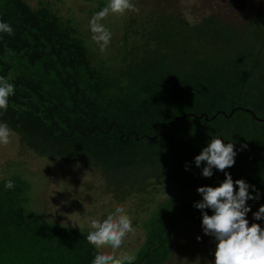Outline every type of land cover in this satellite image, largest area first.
<instances>
[{"label": "trees", "instance_id": "1", "mask_svg": "<svg viewBox=\"0 0 264 264\" xmlns=\"http://www.w3.org/2000/svg\"><path fill=\"white\" fill-rule=\"evenodd\" d=\"M0 22L14 31L0 33V77L15 86L0 123L16 133L12 140L21 148L99 171L120 200L152 184L218 187L227 172L254 186L250 195L259 194L246 202V215L264 206L262 16L242 38L213 16L201 24L172 14L154 18L142 51L133 46L136 55L117 70L95 62L78 27L45 6L0 0ZM125 29L124 43L131 32ZM125 54L126 47L122 63ZM214 136L234 143L235 162L205 178L206 162L197 167L194 158ZM24 178L0 180V264H91L96 250L88 232L46 219ZM8 180L13 189H5ZM184 194L158 202L132 264H161L175 228L202 226L201 210Z\"/></svg>", "mask_w": 264, "mask_h": 264}, {"label": "rangeland", "instance_id": "2", "mask_svg": "<svg viewBox=\"0 0 264 264\" xmlns=\"http://www.w3.org/2000/svg\"><path fill=\"white\" fill-rule=\"evenodd\" d=\"M25 1L33 8L45 6L63 22L69 21L71 25L78 27L80 37L87 42L90 49L94 50L92 57L95 62L102 61L104 66L112 70L123 68L126 62L136 55L133 54V46L140 47L135 52L142 51L143 34L149 29L150 22L154 18L162 17L163 19L172 14L178 16L183 22L201 24L204 17L213 16L219 18L222 23L234 27L241 38L251 26L253 27L252 23L256 18L260 16L264 18V0H132L139 8L138 13L128 11L124 15L109 14L102 21L111 31L112 38L107 48L101 51L92 41V33L89 30V21L99 9L97 0ZM107 2L108 0H102V8ZM156 22L154 21L153 24ZM129 26L131 32L127 42L124 43L123 32ZM124 47H126V60L122 63L120 56L121 49ZM13 174L29 178L34 191L35 207L46 219L73 229L88 232L90 218L103 219L113 212L117 205L124 207L126 213L132 218L135 231L127 235L122 250L135 256L140 250L146 228L149 227L158 202L178 196L181 192H184V195H191V200L185 199L193 204L202 201V196L197 189H187L184 186L167 183L152 184L146 187L144 192L134 188L127 198L116 199L114 195L118 194L109 192L111 189L106 188V181L99 171L36 156L21 148L17 138L13 140L11 138L8 145H0V180L4 177L9 178ZM60 176L61 184L58 182ZM118 191L125 193L121 188H118ZM259 208L246 215V219L249 221V226L255 223L264 228V220L253 218V213ZM197 237L200 239L197 240ZM152 244L149 243L143 249L150 250ZM171 244L161 264H213L216 242L214 237L204 235L202 226L188 225L175 228ZM102 251L110 252L111 249L104 248Z\"/></svg>", "mask_w": 264, "mask_h": 264}, {"label": "clouds", "instance_id": "3", "mask_svg": "<svg viewBox=\"0 0 264 264\" xmlns=\"http://www.w3.org/2000/svg\"><path fill=\"white\" fill-rule=\"evenodd\" d=\"M128 11L139 12L132 0H108L101 10L93 14L89 21V30L92 41L101 51L107 48L112 38L111 31L102 21L109 14L124 15ZM0 33L11 36L14 31L9 23L0 22ZM14 93V84L8 78L0 77V110L7 111L9 97ZM15 135L6 123H0V145H8ZM235 155L234 143L225 144L214 136L194 158V163L200 167L201 162H206L202 176L209 178L213 175V168L224 171L232 167ZM224 175L225 179L218 187L197 188L202 201L194 204L202 212L204 235L214 237L216 242L213 264H264V228L255 223L249 226L246 219V214L251 211L246 202L258 199L259 194L250 195V187L256 191L254 186L242 179L233 181L227 172ZM234 185L238 190H234ZM14 186L12 180L5 183L6 190L13 189ZM204 209H210L213 214L208 215ZM253 218L264 220V206L253 213ZM134 231L132 218L119 205L103 219L90 218V230L86 240L96 250L91 264H132L136 259L135 255L123 251L122 245L127 235ZM104 248H110L111 251H102Z\"/></svg>", "mask_w": 264, "mask_h": 264}]
</instances>
